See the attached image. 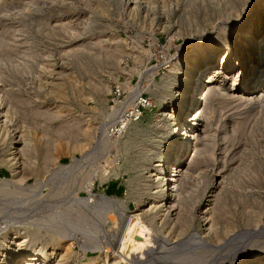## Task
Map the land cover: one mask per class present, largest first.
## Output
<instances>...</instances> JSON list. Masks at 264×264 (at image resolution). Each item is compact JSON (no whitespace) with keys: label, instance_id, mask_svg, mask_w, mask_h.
<instances>
[{"label":"rangeland","instance_id":"obj_1","mask_svg":"<svg viewBox=\"0 0 264 264\" xmlns=\"http://www.w3.org/2000/svg\"><path fill=\"white\" fill-rule=\"evenodd\" d=\"M147 2L152 3L149 9ZM190 2L141 0L139 7L131 9L125 0H0L1 84L14 104L8 105L9 124L17 133L30 134L36 146L31 171L18 170L11 176L0 158V178H8L0 185L8 184L0 187V234L25 230L44 238L53 234V224L58 225L53 213L71 205L77 209L71 216L79 211L95 222L102 237H93L101 242L97 249L93 244L97 240L80 232L81 227L70 233L69 229L64 237L55 234L64 238L62 243L70 252L66 264H83L109 248L114 213L105 210L100 219L96 204L108 198L138 212L136 182L143 174L145 156L165 147L166 132L155 116L165 105L162 94L170 90L166 85V78L174 73L170 66L219 22L218 7L207 0ZM54 83L61 84L59 89L52 87ZM210 102L205 110L212 135L206 139L209 149L197 163L188 148L186 159L191 161L192 178L188 177L185 188L194 192L187 198L191 228L178 234L163 223L159 233L168 248L191 240L192 231L203 234L197 206L209 193H220L236 223L227 237L249 230L251 238L264 225V213L255 227L245 226L240 216L245 209L264 204V102L241 105L217 98ZM47 130L54 138L50 162L39 152ZM143 136L148 151L141 154ZM76 139H85L86 144L74 149L71 144ZM1 147L5 145H0V157ZM238 196L246 204L235 205ZM229 238L216 243L202 237L212 251L200 254V264H229L247 256L245 250L234 252ZM186 247L172 248L165 256L203 248Z\"/></svg>","mask_w":264,"mask_h":264},{"label":"bare ground","instance_id":"obj_2","mask_svg":"<svg viewBox=\"0 0 264 264\" xmlns=\"http://www.w3.org/2000/svg\"><path fill=\"white\" fill-rule=\"evenodd\" d=\"M125 1L131 9L139 7L141 3V0ZM191 1L190 3L197 2V0ZM207 2L213 7L219 8V22L210 26L206 36L190 43L189 48H186L181 57H178L177 61L170 66L174 71L172 76L166 78V85L170 90L162 94L165 105L155 116L160 121L161 129L166 132L165 147L145 156L146 163L141 168L143 174L136 182L138 212L127 211L123 206L108 198L98 202L96 204L98 212L95 207L96 210H94L100 219L106 213H104L105 210H111L114 213L109 211L112 220V230L108 237L106 235L110 242L107 244L109 248L83 264H150L153 263V260L158 261V264H200L202 261L199 258L200 254L212 251H210L211 244L202 240V237H207L210 242L219 243L221 240L229 238L228 234L235 228L236 223L231 220L232 215L229 216V206L226 200L222 199L220 193H209L204 195L203 202H198L197 206L199 232L203 234L191 232V240L192 238L193 242L197 240L200 242L198 244L203 247L202 249L198 248L200 252H196V249L193 248L189 249V251L194 250L190 251L191 253L182 251L175 255H169L170 257L165 256L172 251V248L193 247L198 244H192L191 240L186 239L184 242H177L172 248H168L164 245H167L165 236L159 233L165 222H168L178 234L187 232L191 228L192 221L187 198L191 197L194 192H187L190 189L185 188L186 182H189L187 181L188 177H191L189 175L191 168L188 165V162L191 161L190 158L187 161L186 159L188 148L192 151L190 154L193 156L192 160L197 163L199 162L197 161L198 156L205 149H209L206 140L210 135L209 123L207 124L205 117L208 103L215 98L224 102L233 101L241 105L248 103L257 105L264 102V0H207ZM151 7L152 3L147 2L145 8ZM93 57L96 56L93 55ZM2 77L4 78V75L2 76L0 70V143L6 147H1L3 156L0 158L3 157V163L8 168L10 175L14 176L13 174L19 172L18 170L31 171V163L34 165L32 158L33 154L35 155L36 146L30 134L21 131L17 133L9 124L8 105L13 108L14 104L11 103V96L9 99V96L7 97V94L2 90ZM52 85L54 89H59L61 84L54 83ZM5 101L7 108L4 105ZM82 132L85 136V128L82 129ZM52 134L54 133L52 132ZM50 135L47 130L44 134L46 139L43 138L46 142H42L41 151H39L43 159L47 160L52 159L49 147L51 144L54 146V138H51ZM79 140L77 142L76 139V142L71 144L74 149L81 148L86 144L85 139ZM146 140L147 136H143L142 142L144 143L141 147V154L148 151L145 147ZM193 140H197V143L194 144ZM70 141L68 144L71 143ZM68 144H65V147ZM209 144L211 146V142ZM145 150L146 152H142ZM48 162L50 161L48 160ZM7 179L0 178V185ZM20 179L18 177L16 181H20ZM4 185L8 184L5 183L2 186ZM239 202L246 204L241 196L234 200L235 205ZM232 206L234 207V204ZM74 209L77 210L70 205L63 212L53 213L58 219V225L60 222L63 226L59 227L57 224H53V234H47L44 238L29 234L25 230L0 234V264H49L53 261L55 264H66L70 252L62 243L64 238L62 240L60 238L64 237L69 229L70 233L73 231L71 229H75L77 226L79 229L81 227L80 232L84 231L87 235L90 234L89 237L92 236V239L93 237H102L99 234L98 226L94 225L95 222L94 224L90 223L85 216L79 214V211L74 213L77 216H71ZM261 213H264V204L258 203L255 210L247 211L245 209L240 216L242 215V222L245 226L255 227L260 223L259 215ZM261 229L260 232L256 230L257 233L252 235L253 229L250 232L251 238H248L249 230L230 236L227 242L230 247L235 249L234 252L245 250L247 256L240 257L236 262L229 264H264V225H261ZM55 234L61 236L60 240ZM155 242L157 246L154 244ZM90 243L92 242L90 241ZM93 244L99 249L101 242L98 239Z\"/></svg>","mask_w":264,"mask_h":264}]
</instances>
